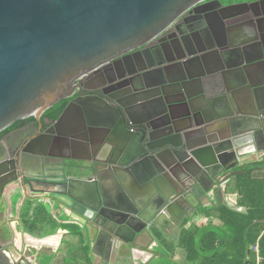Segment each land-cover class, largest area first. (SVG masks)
Masks as SVG:
<instances>
[{
    "label": "water",
    "instance_id": "water-1",
    "mask_svg": "<svg viewBox=\"0 0 264 264\" xmlns=\"http://www.w3.org/2000/svg\"><path fill=\"white\" fill-rule=\"evenodd\" d=\"M203 1L208 0H0V133L33 119L0 141V178L14 175L0 200L15 187L28 204L21 208L61 212L86 239L102 237L108 247L122 242L126 248L142 235L154 241L151 229L161 231L168 217L176 224L175 210L185 214L218 199L245 212L226 187L254 170L240 168L264 142V84L242 87L254 96L253 112L235 107V90L197 109L191 99L177 98L166 74L170 66L187 67L213 50L228 65L230 53L224 51L232 45L208 35L203 47L194 29L197 40L161 47V62L112 75L127 54L147 47ZM252 65L241 60L235 66ZM185 72L180 87L186 94L191 75ZM101 73L109 74L106 81L90 89L88 79ZM61 100L68 104L57 120L42 117ZM73 110L80 133L63 138L58 128ZM91 132L104 135L96 152L104 148L106 161L66 165L49 151L55 141H88ZM39 144L45 151L35 154ZM32 160L38 173L29 170ZM15 264L30 263L21 257Z\"/></svg>",
    "mask_w": 264,
    "mask_h": 264
},
{
    "label": "crops",
    "instance_id": "crops-1",
    "mask_svg": "<svg viewBox=\"0 0 264 264\" xmlns=\"http://www.w3.org/2000/svg\"><path fill=\"white\" fill-rule=\"evenodd\" d=\"M258 11V17L251 13L231 16L223 27H217L208 33L211 38L217 35L232 45L230 51H224L230 53L227 58L228 65L221 60L220 53L213 50L207 52L209 54L205 60H195L187 67L180 64L169 67L166 74L174 85L179 100L191 99L197 109H206L209 98L235 90V107L241 113L255 110L252 101L254 96L242 87L245 83H251L253 86L264 84V46L261 44H264V7ZM203 47H206V44ZM241 60L253 65L247 70L236 67ZM185 69L191 75V80L184 82L187 84L186 94L180 87L182 77L186 76ZM202 74L206 76L202 78ZM96 112V117L101 116L97 110ZM78 115L76 110L71 111L59 126L61 137L67 138L80 133L77 125ZM225 122L226 120L220 121L222 130ZM104 138L102 132H91L88 141H55L49 151L63 156L66 165L102 162L107 160L106 152L104 148L99 152L96 150L102 146ZM258 146L259 150L250 156L240 169L256 166L254 172L261 177L264 176V170L260 166L264 160V142H259ZM44 151L40 144L34 148L35 154ZM29 170L38 173L36 161L29 163ZM226 194L232 202L238 204V195L233 184L227 185ZM23 199L15 187L9 188L1 196L0 204L4 205L5 214L0 218V264H15L21 257H25L30 264H149L156 258L155 251L158 248L175 263L187 264L186 251L180 240L182 231L193 226L199 228L218 223L214 217L198 214L201 209L211 208L210 205L187 210L185 214L175 210L176 224L170 222L168 217L162 223L161 231L151 229L154 241L147 235H142L131 243V248H126L125 243L117 242L116 245L112 243L116 247L113 249L114 246L108 247L102 237L99 241L86 239L81 229L69 223L61 212L54 215L43 209L30 212L26 207L21 208V205H28L23 204ZM219 203L217 199L213 206Z\"/></svg>",
    "mask_w": 264,
    "mask_h": 264
},
{
    "label": "trees",
    "instance_id": "trees-1",
    "mask_svg": "<svg viewBox=\"0 0 264 264\" xmlns=\"http://www.w3.org/2000/svg\"><path fill=\"white\" fill-rule=\"evenodd\" d=\"M67 104L68 100L59 101L44 113V118L57 120ZM23 124L18 121L2 131L0 140ZM260 166L264 170V160ZM230 184L235 186L238 205L246 211H233L221 203L201 209L198 214L214 217L218 223L182 231L180 240L186 251L187 264H257V258L264 264V176L260 177L253 170ZM255 246L258 252L253 250ZM155 256L149 264H177L159 248Z\"/></svg>",
    "mask_w": 264,
    "mask_h": 264
},
{
    "label": "flooded vegetation",
    "instance_id": "flooded-vegetation-1",
    "mask_svg": "<svg viewBox=\"0 0 264 264\" xmlns=\"http://www.w3.org/2000/svg\"><path fill=\"white\" fill-rule=\"evenodd\" d=\"M248 2H239L237 0L236 2L232 1H223L219 0V4L215 2L214 0H208L203 1L196 5L194 8L190 9L186 13H184L182 16H180L167 30L162 32L159 36L154 38L147 47H142L138 50H135L131 52L130 54H127L125 58H123L118 64H117V70L114 71V76L124 75L128 76L129 73H131L134 70H142L144 69L147 64H151L153 61L155 63L161 62V47L165 48L171 44H178L180 39H184L186 42L190 43L192 39L197 40L196 34L190 33V31L194 29H199V35L198 38H201V40H206L208 38V33L210 31L215 30L217 27H223L226 21H229V17L242 14V15H249L250 13L255 15L259 13V9L263 10L264 2L263 4H255L257 2H261L264 0H247ZM247 4V5H246ZM221 5V6H220ZM193 10V11H192ZM192 11V12H191ZM207 45V44H206ZM109 74L104 76L103 73L94 75L93 77H90L88 80H92L88 84V87L92 90L97 88L100 83H103L108 78ZM88 77V76H87ZM86 79V76H83L82 81ZM130 84V83H129ZM97 91V89H95ZM100 90V89H98ZM107 95H112L113 92L108 89ZM77 95L74 96L76 98ZM33 121L32 118H29L24 122L23 125H20L18 128L14 129L13 131L28 125ZM11 131V132H13ZM10 132V133H11ZM30 132V130H29ZM8 133L7 135H9ZM7 135L3 136L5 138ZM0 140V141H1ZM1 153V152H0ZM14 175L9 174L8 176H2L0 178V190L2 189L3 185L11 180Z\"/></svg>",
    "mask_w": 264,
    "mask_h": 264
},
{
    "label": "built area",
    "instance_id": "built-area-1",
    "mask_svg": "<svg viewBox=\"0 0 264 264\" xmlns=\"http://www.w3.org/2000/svg\"><path fill=\"white\" fill-rule=\"evenodd\" d=\"M80 79H82V77L80 78ZM79 79V80H80ZM253 250L255 251V252H258V248L255 246V247H253ZM257 264H260V258H257Z\"/></svg>",
    "mask_w": 264,
    "mask_h": 264
},
{
    "label": "rangeland",
    "instance_id": "rangeland-1",
    "mask_svg": "<svg viewBox=\"0 0 264 264\" xmlns=\"http://www.w3.org/2000/svg\"><path fill=\"white\" fill-rule=\"evenodd\" d=\"M223 1H226V2H227V1H229V0H223ZM230 1H232V2H234V1H235V2H236L237 0H230Z\"/></svg>",
    "mask_w": 264,
    "mask_h": 264
}]
</instances>
